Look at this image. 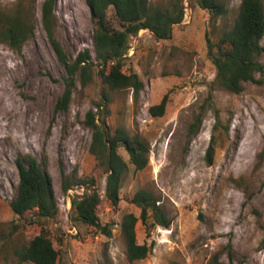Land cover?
<instances>
[{
    "label": "rangeland",
    "instance_id": "rangeland-1",
    "mask_svg": "<svg viewBox=\"0 0 264 264\" xmlns=\"http://www.w3.org/2000/svg\"><path fill=\"white\" fill-rule=\"evenodd\" d=\"M18 1L0 0V8L12 13ZM45 1L24 0V15L33 10V35L21 48L0 39V264H17L16 250L38 236L42 224L60 264H264V85L244 83L240 94L224 89L216 82L209 52L234 27L243 0H228L226 15L218 19L197 0H185L184 21L174 26L169 40L148 30L130 37L124 71L137 74L144 88L138 102L132 90H107L106 111L97 110L104 88L98 68L87 87L77 80L68 110H56L67 73L42 25ZM172 1L149 0L153 7ZM55 14V38L68 57L75 60L85 49L95 56L86 0H56ZM108 16L121 29L114 8ZM260 61L264 65V54ZM166 95L165 115L152 117L149 108ZM90 111L109 132L124 128L151 149L147 168L136 171L120 147L129 168L117 206L106 199L108 174L90 153L93 131L85 123ZM199 116L202 123L192 135ZM26 156L36 158L52 179L59 207L54 219H39L33 211L19 217L11 208L20 180L17 160ZM63 174L96 181L102 198L98 216L112 229L111 237L76 221L71 200L89 190L73 187L65 193ZM143 188L160 200L172 224L148 235L139 221L137 242L153 250L130 263L121 223L127 214L140 217L131 201Z\"/></svg>",
    "mask_w": 264,
    "mask_h": 264
},
{
    "label": "trees",
    "instance_id": "trees-1",
    "mask_svg": "<svg viewBox=\"0 0 264 264\" xmlns=\"http://www.w3.org/2000/svg\"><path fill=\"white\" fill-rule=\"evenodd\" d=\"M185 0H173L165 6H151L149 0H86L94 23V51H81L75 60H71L63 46L55 38L58 25L55 14L56 0H46L42 6V25L49 37L52 48L67 73L64 93L58 98L56 110L69 108L73 93L79 79L83 88L94 80L95 69L104 85L103 96L97 110L106 111L110 103L107 90L119 92L132 90L135 102L139 101L144 82L135 73L124 71L125 61L130 49V37L148 30L159 40H169L173 28L183 23L185 18ZM198 5L209 11L214 19L227 13L228 0H197ZM24 0H19L12 13H5L0 8V39L12 48L19 49L33 35L31 9L27 15L22 11ZM114 8L121 29L110 22L108 11ZM264 0H243L234 27L225 31L216 45H210L209 52L216 67V82L224 89L240 94L243 84L247 82L264 85V65L260 58L264 54ZM216 48V52L214 51ZM257 75L261 76L257 78ZM169 102L166 95L160 104L149 108L152 117L165 115ZM98 113L90 111L85 121L93 131L90 153L96 157L99 166L104 168L107 176L106 199L117 206L121 200L120 192L128 171V163L119 154L124 147L130 156V163L136 171L147 168L150 160V146L138 135L121 128L111 133L98 123ZM103 123L105 121L103 120ZM202 118L199 116L191 126L192 135L197 134ZM105 125V124H104ZM215 140V139H214ZM215 144L212 141L207 160L213 162ZM19 185L17 195L11 202L13 212L24 217L35 212L39 219H54L59 213L52 179L38 160L26 156L17 160ZM96 181L79 178L76 174H63L62 189L68 193L73 187L87 190L83 196L71 200L75 219L81 224L95 227L103 235L112 236L109 226H102L98 208L102 198L95 188ZM132 204L140 209V217L127 214L121 223V233L126 244L128 261L134 263L146 259L153 248L147 243L138 244L136 225L139 221L146 227L147 234L162 227L169 229L172 220L160 206V200L149 189H140L132 199ZM17 264H60L59 251L54 246L49 230L42 224L41 232L33 240L16 250Z\"/></svg>",
    "mask_w": 264,
    "mask_h": 264
}]
</instances>
